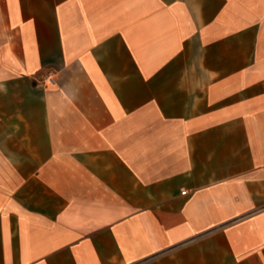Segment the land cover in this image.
<instances>
[{"label":"crops","instance_id":"obj_1","mask_svg":"<svg viewBox=\"0 0 264 264\" xmlns=\"http://www.w3.org/2000/svg\"><path fill=\"white\" fill-rule=\"evenodd\" d=\"M0 264H264V0H0Z\"/></svg>","mask_w":264,"mask_h":264},{"label":"built area","instance_id":"obj_2","mask_svg":"<svg viewBox=\"0 0 264 264\" xmlns=\"http://www.w3.org/2000/svg\"><path fill=\"white\" fill-rule=\"evenodd\" d=\"M182 194H184V192H182Z\"/></svg>","mask_w":264,"mask_h":264}]
</instances>
